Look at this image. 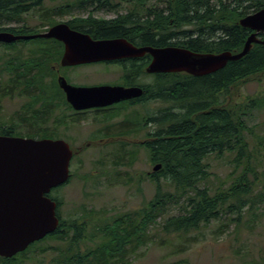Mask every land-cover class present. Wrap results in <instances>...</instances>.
I'll list each match as a JSON object with an SVG mask.
<instances>
[{"label": "trees", "instance_id": "1", "mask_svg": "<svg viewBox=\"0 0 264 264\" xmlns=\"http://www.w3.org/2000/svg\"><path fill=\"white\" fill-rule=\"evenodd\" d=\"M43 1L0 0V30L34 34L55 24L53 16L57 12L44 10ZM103 1L107 3L103 6L109 10H115L114 3L120 2L98 0L100 3ZM123 1L130 3V6L123 7L126 12L118 13L111 19V27H106L108 20L90 16L95 28L85 31L93 38L129 39L131 32L137 30L144 33L139 43L141 45H175L195 52H238L251 33L249 28L239 25L238 20L264 7V0ZM31 11L37 14V23L28 25L26 17ZM8 23L15 25H4ZM193 32L196 38L184 39L183 35ZM173 37H176L174 41ZM210 37H215V40L208 41ZM202 38L204 41L200 40ZM17 42L23 44L27 40L0 43V97L12 96L16 90H21L17 95L29 97L24 109L31 112V123L37 126L39 114L34 112V106L38 99L52 107L57 92L61 91L53 66L58 64L62 46L59 47L55 39L38 37L33 39V47L23 51L21 48L14 49ZM12 49L14 51H10ZM185 78L192 76L181 73L174 77L175 83L179 81V85L169 93L174 100V111L167 121L165 118L160 121L163 137L167 138L134 143L132 146L123 141L109 153L114 158L116 174L120 173L117 166L133 162L136 152L133 146L144 147L150 163H161L157 171L144 172L140 178L150 180L154 188L153 195L144 201L142 207L108 217L92 209L78 217H62L59 212L62 200L49 192L47 195L57 202L56 211L60 218L56 230L12 257H0L1 264H21L29 250L48 239L66 242L55 264H126L129 254L152 241L153 226H158L165 235H176L185 240L189 239L190 232L199 231L210 221L220 219L227 211L236 213L230 220L237 230L241 226L244 207L255 215L252 210L256 200L250 196L258 179L257 174L264 177V135L256 136L254 148H250L246 135L251 131L246 118L250 108L264 105V99L246 97L237 101L239 98L235 93L249 81L264 78V44L254 42L243 57L228 61L223 68L197 78L196 82L188 81L187 93L185 86L181 85ZM53 113V109L44 113L46 126L40 136L56 138L52 129L55 121L51 120L48 124ZM140 116L143 117V114ZM140 116L138 113L132 114L131 119L136 122L130 131L132 135H137L141 129L138 128L142 121ZM18 122L28 123L22 120ZM18 127L17 123L5 122L0 118V134H16ZM210 156L228 157L233 165L230 175L236 173L226 185L214 186L211 182L207 161ZM95 161L103 164L104 159L101 157ZM171 206L178 209V214L168 213ZM89 223V235L97 241L81 249L79 243L84 240ZM246 223L249 224L247 220ZM39 251H46V247ZM175 264L190 263L181 259Z\"/></svg>", "mask_w": 264, "mask_h": 264}, {"label": "rangeland", "instance_id": "2", "mask_svg": "<svg viewBox=\"0 0 264 264\" xmlns=\"http://www.w3.org/2000/svg\"><path fill=\"white\" fill-rule=\"evenodd\" d=\"M65 1L44 0L42 8L57 12V15L53 16L56 22H61L70 15L80 14V12L67 16L59 14L58 10ZM120 2L125 1L120 0ZM29 13L26 17L27 24L37 23V14L34 11ZM97 15L110 17L113 14L99 12ZM4 25L13 26L15 23ZM33 46V39H29L27 43L17 42L14 49L21 48L24 51ZM96 67L102 70L101 65ZM73 71L76 78L87 81H93L97 76V73L89 71V68H74ZM20 91L16 90L12 96L0 97V118L5 122L17 123L18 131L27 132L31 129L26 124H31L32 119H30L31 112L24 109L26 106L24 104L29 97L17 95ZM235 94L239 98L237 101H242L246 97H263L264 99V78L259 81H249ZM36 104L38 105V102ZM157 105L164 106L166 102H158ZM140 111L152 112V107L151 105L146 108L142 107ZM53 114L48 124L51 120L54 121L56 114ZM21 120L28 123L20 124L18 121ZM246 121L251 131L246 138L250 148L253 149L256 136L264 135V105L250 108ZM44 125L46 126L42 124ZM138 137L142 138V136L131 134L127 137L131 140H125L132 146L134 143L139 144ZM68 142L71 147L81 144V142H76L73 146L71 141L68 140ZM116 145L117 143L100 146L84 144L81 151L72 156L70 180L50 191L52 196H57L62 200L59 209L62 217L85 215L89 209L108 217L126 210L138 209L153 195L154 188L150 180L140 179L144 172L152 171L154 166L149 161L148 151L142 146H133L132 149L136 151L133 162L117 166L120 173L116 174L114 158L109 154ZM101 157L104 159L103 164L95 161ZM207 161L211 172L210 180L214 186L226 185L231 176L236 173L230 175L233 165L228 157L210 156ZM257 176L258 179L253 185V194L250 196L256 200V205L252 210V212L255 211V215L247 212V207H244L241 213V226L238 230L235 229L234 222L230 220L235 217L236 213L228 211L220 219L210 221L199 231L190 232L189 239L185 240L176 235H165L158 229V226H153L152 241L139 248L137 252L129 254L126 264H175L181 259L188 260L190 264H264V177L260 173ZM168 213L178 214V209L171 206ZM157 222L160 223L161 220L158 219ZM90 231L89 223L85 238L79 243L81 249L92 246L94 241H97L89 235ZM180 242H182L181 245H179ZM65 246L66 242L62 240H45L29 250L21 264H55V260L60 256V250ZM42 247H46V251H39Z\"/></svg>", "mask_w": 264, "mask_h": 264}, {"label": "water", "instance_id": "3", "mask_svg": "<svg viewBox=\"0 0 264 264\" xmlns=\"http://www.w3.org/2000/svg\"><path fill=\"white\" fill-rule=\"evenodd\" d=\"M239 24L252 32L238 52H195L173 45L135 46L125 38L93 39L64 22L34 34L0 30V42L37 37L58 39L64 43L59 62L62 66L148 53L152 57L146 67L148 72H186L202 76L223 68L228 61L243 57L252 43L264 44V36L258 37L259 32L264 33V7L241 17ZM57 84L75 108L103 105L142 94L139 87H76L62 75L57 76ZM72 153L69 144L61 138L34 139L0 134L1 257H12L56 230L59 223L57 204L47 194L68 180ZM160 166L161 163L154 164L152 171H157Z\"/></svg>", "mask_w": 264, "mask_h": 264}, {"label": "flooded vegetation", "instance_id": "4", "mask_svg": "<svg viewBox=\"0 0 264 264\" xmlns=\"http://www.w3.org/2000/svg\"><path fill=\"white\" fill-rule=\"evenodd\" d=\"M106 4V1L100 3L98 0H66L63 4H61L58 12L59 14L66 16L75 12H80V14L76 13V15H70L69 18L64 19L61 22L66 23L71 29L89 34L85 30H88L89 28H95L91 18H103L108 20L106 27L109 28L112 25L111 19L116 17L118 13L121 14L126 12V9L123 7L130 6V3L127 1L118 2L114 3L116 7L115 10H109L103 6ZM99 12L112 13L113 15L110 17H103L97 15ZM47 28H45L43 31H46ZM136 31L131 32L132 35L129 39H125L135 46H141L139 43L143 40L144 33ZM183 36L184 39L197 37L195 33H186V35ZM203 36L206 37V35ZM258 36H261L260 33ZM90 37L93 38L91 35ZM175 39L176 37L172 38L173 41ZM55 40L59 42V47L62 46L63 53V41L58 39ZM200 40H203V38ZM212 40H215V37H210L208 39V41ZM60 59L58 64L53 66V69L56 72V82L57 76L62 75L69 84L76 87L120 86L124 88L139 87L142 89V94L139 96L120 99L103 105H92L85 108H75L67 99L63 89H61L59 86L58 87L61 91L57 92L56 100L52 107H50V105L46 106L44 104L46 103L45 101L38 99V105L36 104V106H34V112L37 111L39 114L38 125L36 126L34 123L26 124L31 129L30 131H17L16 134L12 135L34 139L42 138L40 135L44 133L45 130V125L42 126V124H45L44 113L46 110L53 109L56 114L54 119V124L56 125L52 129L53 134L56 135V138H61L67 143H70L68 142L69 140L72 142L73 146L76 142H81V144L74 147H71L69 144L73 151V155L81 151L84 144L100 146L108 145L110 143L118 144L126 141L125 139L131 136L130 131L134 129V125L136 124L134 119H131L132 114L134 113H138L139 116L143 114V117H139L142 121L138 128L141 129L139 133H136L138 136H142V138H137L139 143H144L146 141L152 142L157 141V139L161 140L162 138H167L163 137L164 131L159 125L163 118H165L167 121L169 114H172L174 111V100L172 99V96L169 97V93L173 91L177 85H179V81L176 83L174 82V77L180 76L181 73H185L187 76L196 78H185L184 82H181V85L183 84L185 86L187 93L189 92L188 81L196 82L198 80L197 78L214 73L212 72L202 76H193L186 72H148L146 71V67L152 59L148 53L139 57L103 59L66 66L60 65ZM98 65H101L102 70H99V67H96ZM74 68H89V71L92 70L93 72L97 73V76L93 81L76 78L75 74H73ZM167 96L169 98L165 99ZM162 101L166 102V105L158 106V102ZM149 105L152 107V112L140 111L142 107L146 108ZM127 140L131 139L128 138Z\"/></svg>", "mask_w": 264, "mask_h": 264}]
</instances>
